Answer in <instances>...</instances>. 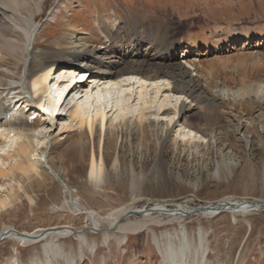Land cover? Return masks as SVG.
<instances>
[{
	"label": "rangeland",
	"instance_id": "rangeland-1",
	"mask_svg": "<svg viewBox=\"0 0 264 264\" xmlns=\"http://www.w3.org/2000/svg\"><path fill=\"white\" fill-rule=\"evenodd\" d=\"M138 4L167 12L177 26H183L180 27L182 34L188 33L192 24L193 30L199 24L210 26L209 37L213 36L211 28L215 26L220 27L218 32L240 33L256 28L255 31H264V0H43V11L36 16L38 25L43 28L35 43L38 59L32 63L30 82L46 66L60 61L55 47L71 28L90 32L105 13L113 17L117 12L126 18L132 16ZM255 55L249 57L233 52L222 56L219 62L203 65L206 71L201 68L203 71L200 69L196 74L207 92L206 103L171 95L167 104L165 95L159 94L148 112V119L154 122L148 128L152 129L148 149L137 122L129 129H120L116 135L109 131L102 146L99 128L91 136L86 126L69 118L77 100L86 99L85 87L89 81L68 89L62 111H57L46 103V95L35 97L31 83L27 94H23L18 83L22 65L17 68L14 62L2 63L0 92L13 94L9 99L5 96L0 99L1 107L8 103L16 107L15 102L25 96L23 101H27L29 107L21 108L26 114L20 125L25 126L29 137L35 134L45 141L39 150L49 151L48 163L87 208L101 216L122 208L151 209L156 203L165 204L169 209L182 204L191 210H187L190 213L180 222L164 216L162 223L151 227L152 231L127 234L125 245H120L117 239L104 245L100 230H92L85 216H76L67 207L62 209L65 202L62 186L42 166L30 169L26 165H14V157H5L8 164L0 174V186L4 188L0 197L7 200V206L0 210V232L6 227L34 232L38 228L80 229L87 225L86 232L97 244L94 250L74 233L56 239L65 253L77 255L82 245L83 255L77 258V264H162L163 256L155 245L154 234L165 235L179 229L189 232L193 240L191 244L185 242L186 246H192L202 235L207 264H264V208L245 216L238 215L237 221L225 214L215 218L194 214V210L208 203L229 197L238 201H264V53ZM9 67L10 77L5 72ZM63 84L65 82L59 85L67 87ZM154 96L151 91L148 99ZM176 101H179L178 106L182 102L186 105L188 113L182 119L175 113ZM39 103L46 104L45 110L38 109ZM139 103L136 96L133 106L138 110L131 112L136 113L134 120L143 107ZM159 104L166 107L163 110H171L167 112L171 115H157ZM1 114L0 124L4 116ZM34 116L37 118L33 119ZM169 119L178 123L170 124ZM183 127L204 136L205 141L197 145L189 143L181 135ZM3 145L0 140V147ZM94 152L98 159L104 157V174L98 181L89 178ZM232 163L236 167H232ZM6 173L9 176H4ZM54 206L60 210L55 211ZM141 218L132 216L122 225ZM163 241L167 251L171 242L177 250L180 248L176 238L164 237ZM44 246V241L30 246H19L9 239L1 241L0 264H46ZM179 253L171 252L170 256L181 261L183 255L188 264H196L194 249L187 247ZM51 264L67 263L57 256L52 257Z\"/></svg>",
	"mask_w": 264,
	"mask_h": 264
},
{
	"label": "bare ground",
	"instance_id": "bare-ground-1",
	"mask_svg": "<svg viewBox=\"0 0 264 264\" xmlns=\"http://www.w3.org/2000/svg\"><path fill=\"white\" fill-rule=\"evenodd\" d=\"M148 7L145 4H138L134 8L132 16L126 18L121 17L117 12L113 17L105 13V16L90 32L81 31V28L77 27L71 28L70 32L66 33L55 47L60 61L53 66H46L30 82L32 63L38 59L35 43L38 33L43 28V25H38L36 16L43 11V0H0V69H2V63L14 62L17 68L22 65L23 70L18 77L19 88L24 92L22 93L27 94V86L31 83L30 87L35 97L46 95V103L54 106L57 111L60 109L62 111L61 105L68 89H72L73 86L77 88V84L80 82L88 84L89 81L88 86L85 87L86 99L77 100L74 107H71L69 118L82 127L86 126L91 136L99 128L102 146L109 131L114 135L120 129H129L132 124L137 122L139 134L148 149L152 133L150 131L152 129L148 128H151L154 123L148 119V112H151L159 94L165 95L164 99L167 104H170L168 97L171 95L192 98V101L198 104L206 103L208 101V96L205 95L207 92L203 88L198 73L196 74L203 65L211 61L219 62L222 56L233 54V52L249 57L257 52L264 53L263 30L255 31L256 28L254 31L247 29L240 33H238L239 31L233 33L226 30L218 32L220 27L215 26L211 28L213 36L209 37L207 29L209 30L210 26L199 24L193 30L192 24L188 28V33L182 34L180 30L182 25L177 26L171 15L160 9ZM54 18L55 16L52 15V19ZM5 72L9 77L11 76L10 67ZM4 74L6 75V73ZM62 82H65L62 86L67 87L62 88L59 85ZM78 88H82V86ZM94 89L96 90L94 91ZM151 91H154L156 97L148 99V94ZM12 94V92L2 91L0 99L4 96L9 99ZM136 96L143 107L141 110L139 109L134 120L136 113L131 112L138 110L133 106ZM23 98L20 97L15 102L17 103L16 107H12V103H8L4 107H1L3 105L0 104V113L4 115L0 124V140L4 144L0 147V174L7 168L8 162L5 161V157H14V165H26L30 169L42 166L62 186L65 195L62 209L67 207L76 216H85V222L89 224L90 228H93L92 230H100L104 245H108L112 239H117L120 245H125L127 234L144 230L152 231V226L162 223L161 217L167 216L172 221L180 222L190 213L188 211L191 209L188 206L184 207L182 204H178L176 208L169 209L162 203H156L151 209L133 210L121 207L122 209L112 210L106 216H101L96 211L87 208L81 198L74 194V191L62 180L59 173L48 163L49 151L39 150V148H43L45 141L35 134L29 137L25 126L20 125L26 114L21 108L29 107L28 104L24 105ZM176 102L175 113L178 114L179 119H182L188 113L186 105L182 102L178 106L179 101ZM141 104L139 103V105ZM45 105L39 103L38 109H43ZM164 108H166L164 105L159 104L157 115H171V113H167L171 110L166 109L165 111ZM242 120H244L243 117ZM169 121L170 124L178 123L173 119H169ZM41 129L43 131L44 128ZM180 131L181 135H184V139L191 144L197 145L204 140V136L186 130V127L180 128ZM14 153L16 154L14 155ZM20 159L22 161L19 163ZM91 159L89 178L98 181L104 174V157L101 156L98 159L94 152ZM231 166L236 167L234 163ZM4 176L9 175L6 173ZM3 189L0 186V196ZM259 203L262 205L256 207L252 205V201H238L229 197L215 203H208L194 210V214L212 218L225 214L231 216L233 221H237L236 216L238 215L245 216L264 208V201H254V204ZM5 206H7V200L0 197V210ZM53 209L60 210L56 206ZM132 216H141L142 218L137 222H127L122 225L123 221ZM104 224L107 225L104 226ZM86 229H88L87 225L80 229L62 226L51 229L38 228L34 232H20L13 227H6L0 232V242L9 239L19 246H30L44 241V253L48 264H51L52 257L57 256L63 257L67 264H77V258H82L83 255L82 245L77 255L73 252L65 253L56 239L74 233L81 242L94 250L97 244L90 239ZM164 237L170 240L176 238L180 243V248L177 250L175 244L171 242V247L167 251L163 241ZM190 238L189 232L183 233L179 229L165 235L154 234L155 245L163 256L162 264L167 262L169 264H188L187 257L185 258L183 255L181 261H176V257L170 256L171 252L182 253L187 247L194 249L196 264H207V251L202 235H199L200 240H196L192 246L190 244L193 240ZM187 241H190L188 246L185 243Z\"/></svg>",
	"mask_w": 264,
	"mask_h": 264
},
{
	"label": "water",
	"instance_id": "water-1",
	"mask_svg": "<svg viewBox=\"0 0 264 264\" xmlns=\"http://www.w3.org/2000/svg\"><path fill=\"white\" fill-rule=\"evenodd\" d=\"M252 205L256 206V207H260V205H262V203L259 204H254V201H252ZM197 210V209H196Z\"/></svg>",
	"mask_w": 264,
	"mask_h": 264
}]
</instances>
